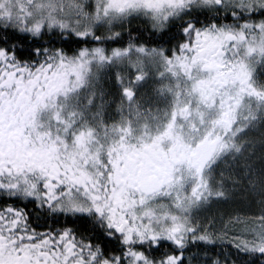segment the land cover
Wrapping results in <instances>:
<instances>
[{"label":"snow or ice","instance_id":"1","mask_svg":"<svg viewBox=\"0 0 264 264\" xmlns=\"http://www.w3.org/2000/svg\"><path fill=\"white\" fill-rule=\"evenodd\" d=\"M0 264H264V0H0Z\"/></svg>","mask_w":264,"mask_h":264}]
</instances>
